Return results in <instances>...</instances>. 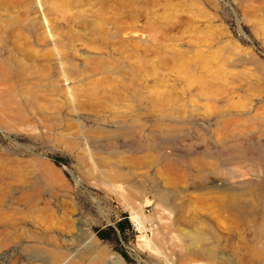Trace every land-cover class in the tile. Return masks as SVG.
Wrapping results in <instances>:
<instances>
[{
	"label": "rangeland",
	"instance_id": "1",
	"mask_svg": "<svg viewBox=\"0 0 264 264\" xmlns=\"http://www.w3.org/2000/svg\"><path fill=\"white\" fill-rule=\"evenodd\" d=\"M252 185L264 0H0V264H264Z\"/></svg>",
	"mask_w": 264,
	"mask_h": 264
},
{
	"label": "bare ground",
	"instance_id": "2",
	"mask_svg": "<svg viewBox=\"0 0 264 264\" xmlns=\"http://www.w3.org/2000/svg\"><path fill=\"white\" fill-rule=\"evenodd\" d=\"M7 105L8 104L3 103V106ZM258 187V185H252L244 191L230 193L228 199L219 196L217 200L219 201V204H225L229 199L232 201L231 204H264V199L259 195L260 189ZM94 237L96 236L94 235Z\"/></svg>",
	"mask_w": 264,
	"mask_h": 264
},
{
	"label": "trees",
	"instance_id": "3",
	"mask_svg": "<svg viewBox=\"0 0 264 264\" xmlns=\"http://www.w3.org/2000/svg\"><path fill=\"white\" fill-rule=\"evenodd\" d=\"M55 162L60 164L61 160L60 159H55ZM129 225V228H131L132 226L130 224ZM116 228H118V230L120 231V233L124 236L125 234V231H126V226L125 224L121 221L118 223V225L116 226ZM116 228H113L112 229V232L116 235L117 231H116ZM98 235L100 236V238H102L103 240H107L108 239V236L105 234V232L103 231H100L98 232ZM122 255L128 259V255L126 252H122Z\"/></svg>",
	"mask_w": 264,
	"mask_h": 264
}]
</instances>
